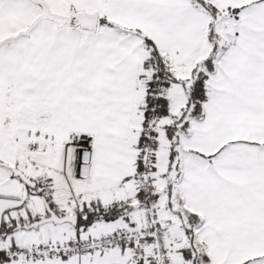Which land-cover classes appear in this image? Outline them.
Returning <instances> with one entry per match:
<instances>
[{
	"label": "snow or ice",
	"instance_id": "1",
	"mask_svg": "<svg viewBox=\"0 0 264 264\" xmlns=\"http://www.w3.org/2000/svg\"><path fill=\"white\" fill-rule=\"evenodd\" d=\"M0 264H264V0H0Z\"/></svg>",
	"mask_w": 264,
	"mask_h": 264
}]
</instances>
